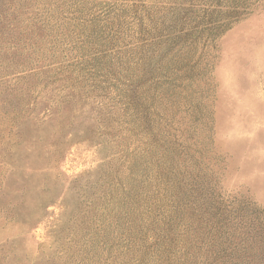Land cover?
Here are the masks:
<instances>
[{"label":"rangeland","instance_id":"374dc122","mask_svg":"<svg viewBox=\"0 0 264 264\" xmlns=\"http://www.w3.org/2000/svg\"><path fill=\"white\" fill-rule=\"evenodd\" d=\"M0 264H264V0H0Z\"/></svg>","mask_w":264,"mask_h":264}]
</instances>
